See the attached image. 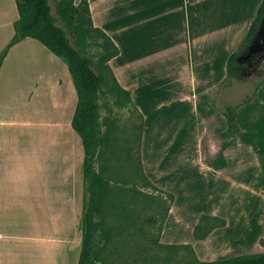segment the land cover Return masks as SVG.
<instances>
[{"label": "crops", "instance_id": "obj_1", "mask_svg": "<svg viewBox=\"0 0 264 264\" xmlns=\"http://www.w3.org/2000/svg\"><path fill=\"white\" fill-rule=\"evenodd\" d=\"M89 2L95 25L120 49L110 66L143 116L140 159L144 173L159 189L175 196L167 220L172 215L180 219L174 204L176 178L182 177L178 185L182 183L185 195L198 174L207 186L208 174L203 171L209 167L204 163L207 157L219 163L218 169H211L218 177L213 185L222 184L225 142L204 151L203 140L208 132L225 127L227 106L238 105L247 117V106L264 86L244 106L224 101L217 105L227 92L228 61L246 39L263 0ZM7 7L12 9V19L9 27L0 26V54L19 19L16 0H0L2 15L10 13ZM77 103L68 64L40 40L28 36L9 49L0 68V264H78L85 150L72 124ZM242 131V127L239 134L228 131L239 145ZM168 157L182 162L165 168ZM101 161L107 164L108 154ZM233 178L224 176L230 185L235 184ZM256 206L249 204L252 213ZM205 213L219 215L199 213L190 219L194 229ZM252 213L247 226L254 224ZM226 221L215 229L224 232L230 226ZM238 238L223 239L225 244L217 249L208 246L207 252L225 250L228 254L222 258L238 255L234 251L251 240ZM257 251L264 249L241 254Z\"/></svg>", "mask_w": 264, "mask_h": 264}, {"label": "rangeland", "instance_id": "obj_2", "mask_svg": "<svg viewBox=\"0 0 264 264\" xmlns=\"http://www.w3.org/2000/svg\"><path fill=\"white\" fill-rule=\"evenodd\" d=\"M50 1L54 7V0ZM9 7L12 8L10 5ZM10 8H6L10 12L7 16L2 15V9L0 10L1 27L10 26L9 22L12 19ZM262 41L264 42V39ZM92 52L97 53V47L93 48ZM259 59L253 69H246L241 76L236 77L231 87L227 85V92L217 105L230 103L244 106L247 104V97L252 94L256 84L262 81L260 86L264 85V56ZM108 85L112 86L113 82L110 80ZM101 103L102 116L110 117V120L115 123L113 132L117 139H115L114 151L118 156L120 155L118 160L122 164V160L125 161L124 157L128 156L125 162H128L130 167L128 165L120 177L112 170L111 175L115 173L113 176L118 178L115 182L111 180L110 186L125 185L127 195H120V197L117 194L115 197L111 195L112 200L105 205L103 216L109 232L100 236L104 238V242L99 245L101 261L98 264H195L196 259H221L228 253L225 250H218L220 252L216 254L208 253V246L217 249L219 245L225 244L222 242L223 239L233 236L239 238L244 236L242 240L251 239L242 242L243 246L237 248L233 254L264 249V86L247 106L249 109L247 117H244V114L237 109L240 117L239 125L243 129L242 137L239 139L240 145L237 143L238 138L228 132L227 118L225 127L208 132L203 140L204 151L218 149L220 143L225 142L227 150L225 164L221 166L224 170L221 173L222 184L213 185L218 177L214 176L211 169L219 167V163L207 157L204 163L209 167L203 170L208 174L207 186L204 185V176L198 177V171L193 170L198 175L192 178L195 180L194 185L188 184L185 195L182 183L178 185L182 177L176 178L178 182L176 181L173 186L177 193L174 204L181 213L180 219L172 215L167 220L173 203L170 205L168 194L153 187L144 176L140 165L139 149L142 118L133 102L107 89L101 98ZM118 146H121L119 150ZM197 150L201 148L197 147ZM108 157L110 163H113L114 159L110 158V155ZM167 162L165 168L171 164L176 167L182 161L174 162L168 157ZM191 166L192 164L189 167ZM168 170L171 171L170 168ZM225 174L232 175L234 177L232 182L235 184H226ZM215 177L217 179L214 180ZM252 202L258 204L253 213L249 208ZM208 211H216L217 214L225 217L229 220L230 226L224 232L214 229L206 238L196 240L193 232L194 225L190 223V219L201 212ZM250 213L253 214L251 217L254 219L253 226L246 225ZM212 234L213 237L206 242ZM174 243L180 246H170ZM184 243H191L192 248L181 246Z\"/></svg>", "mask_w": 264, "mask_h": 264}, {"label": "trees", "instance_id": "obj_3", "mask_svg": "<svg viewBox=\"0 0 264 264\" xmlns=\"http://www.w3.org/2000/svg\"><path fill=\"white\" fill-rule=\"evenodd\" d=\"M16 2L19 19L14 25V36L0 54V68L9 49L28 36L40 40L68 64L78 93V103L72 124L81 136L85 150L83 235L78 264H98L101 261L99 245L104 242V238L100 236L109 232L103 216L105 205L112 200L111 195L114 197L116 194L118 197L127 195L125 185L110 186L109 184L111 180L115 182L116 178L122 175L121 170L127 168L129 163L125 162L128 156L124 157L125 161L122 160V164L118 160L120 155L118 156L114 151L115 139H117L113 132L115 123L110 120V117H103L101 112V98L107 89L133 102L131 92L119 84L109 63L120 49L104 29L95 25L89 0H80L78 3L75 0H54V7L50 0H16ZM263 14L264 0L257 17L251 23L246 39L228 61L226 85L230 86L236 77L243 74L244 64L236 58L255 37ZM95 47H97V53L92 52ZM259 60L258 56L254 58L255 63ZM110 80L113 82L112 86L108 85ZM261 83L262 81L256 84L246 102L257 94ZM237 107L238 105H229L225 109L229 130L232 133L240 131ZM140 116L143 119L141 114ZM142 131L143 122L140 129V142ZM120 147H117L118 150ZM106 154L114 159L113 163L108 161L106 164L101 161ZM140 165L142 167V163ZM112 170L118 177L113 176L115 173L111 175ZM144 176L153 187L158 188L145 173ZM166 193L171 205L175 196L173 193ZM226 223V219L222 216L202 214L195 226L194 236L196 239H204L212 230L225 226ZM170 246L180 245L174 243ZM181 246L192 248L191 243H184ZM195 264H264V251L213 260L196 259Z\"/></svg>", "mask_w": 264, "mask_h": 264}, {"label": "water", "instance_id": "obj_4", "mask_svg": "<svg viewBox=\"0 0 264 264\" xmlns=\"http://www.w3.org/2000/svg\"><path fill=\"white\" fill-rule=\"evenodd\" d=\"M264 14L262 16L261 22L257 29L255 37L250 41V43L246 46L244 51L237 56L238 61H247L253 59L257 56H264Z\"/></svg>", "mask_w": 264, "mask_h": 264}, {"label": "flooded vegetation", "instance_id": "obj_5", "mask_svg": "<svg viewBox=\"0 0 264 264\" xmlns=\"http://www.w3.org/2000/svg\"><path fill=\"white\" fill-rule=\"evenodd\" d=\"M243 64H244V70H251L255 67V62H254V58L253 59H250V60H247V61H243Z\"/></svg>", "mask_w": 264, "mask_h": 264}]
</instances>
